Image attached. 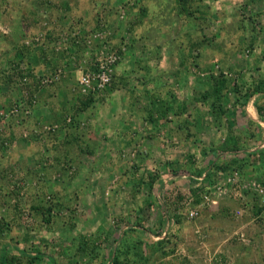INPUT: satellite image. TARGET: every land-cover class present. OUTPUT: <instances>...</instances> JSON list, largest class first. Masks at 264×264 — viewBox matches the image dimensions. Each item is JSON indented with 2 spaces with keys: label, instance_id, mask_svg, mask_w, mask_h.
I'll use <instances>...</instances> for the list:
<instances>
[{
  "label": "rangeland",
  "instance_id": "obj_1",
  "mask_svg": "<svg viewBox=\"0 0 264 264\" xmlns=\"http://www.w3.org/2000/svg\"><path fill=\"white\" fill-rule=\"evenodd\" d=\"M198 3L207 10L197 13ZM189 4L193 14L183 17L173 11L178 0H0V167L11 165L14 150L25 145L41 153L50 144L51 157L58 162L41 171L52 183L49 190L36 185L32 176L18 177L15 170L0 168V218L8 219L11 227L0 242L11 254L26 248L34 256L37 249L45 256L42 264L49 263L48 257L67 264L70 251L64 248L71 239L63 242V249L58 245L64 229V237L80 233L93 244L100 243L103 254L91 261L83 253L72 263L106 264L105 255L126 231L128 237L143 238L144 264H264V213H253L262 205L248 186L260 178L254 171H238L233 176L237 180L229 181L236 171L221 173L215 166L232 155L244 158L249 152L243 150L252 146L248 137L262 136L254 128L237 132L240 126L233 114L254 79L240 74L237 67L243 70L251 53L257 47L264 49V34L260 46L253 38L254 29L264 25V0H190ZM197 15L202 20L195 19ZM191 37L189 43H195L189 46ZM121 44L125 50L114 80L118 75L123 78L116 84L112 79L83 107L75 71L92 63L103 47L114 50ZM185 48L195 56L196 66L191 60L180 66L179 60L187 58ZM40 64L45 71L36 74L33 68ZM16 66L29 75L25 87L18 77L6 78ZM217 67L238 89L222 99L219 118L210 110L211 98H201L211 85L210 74L220 72ZM57 72L54 80L38 88L39 78ZM46 98L54 100L53 111L58 110L59 117L30 122L34 107ZM22 126L26 128L21 132ZM84 130L89 138L83 137ZM5 132L8 140L2 138ZM61 136L64 140L57 144ZM232 143L241 152L216 156L208 149L224 152ZM248 158L249 163L256 162ZM174 168L176 174H171ZM198 170L202 174L195 178ZM87 174L96 189L83 198L78 187ZM197 185L206 192L193 204L189 188ZM219 187L222 193L211 203ZM37 199L62 204L61 212H54L53 229L30 212ZM165 211L180 213L179 222ZM191 212L196 214L190 216ZM163 230L170 233L165 255L154 242L163 237Z\"/></svg>",
  "mask_w": 264,
  "mask_h": 264
},
{
  "label": "trees",
  "instance_id": "obj_2",
  "mask_svg": "<svg viewBox=\"0 0 264 264\" xmlns=\"http://www.w3.org/2000/svg\"><path fill=\"white\" fill-rule=\"evenodd\" d=\"M190 0H178V7H176V10H173L174 12H176L177 15L179 16H183V17H187L189 15H192L193 12H191L189 10V6H190ZM200 3H198V5H195V9L197 13H200L203 11V9L206 11L207 7L206 5L203 4L202 7H199ZM192 13V14H191ZM195 19L198 20H202V17L200 16H195ZM249 23H252L253 21L251 19H248ZM247 19H245L244 22H246ZM244 24V23H243ZM252 28V25H249ZM240 28H242V25L240 24ZM254 29V28H253ZM255 30V29H254ZM199 35V34H198ZM192 39V37L189 39V41L187 42V44L193 45V43H189L190 40ZM186 44V45H187ZM199 44V43H197ZM124 44H121L118 46L119 49L123 46ZM125 46V45H124ZM186 49V48H185ZM115 50V49H114ZM187 52H185V55L187 56V58L184 59H180L179 60V64H181L180 66H183L188 60L190 61L189 63H193L192 59L195 57L193 55H191V53L189 52V48L186 49ZM120 52V51H118ZM179 55V54H178ZM187 60V61H186ZM216 64V63H215ZM192 65L196 66V63L194 62ZM17 67V66H16ZM13 68V70L9 73L6 74V78L11 79V78H16L18 77V79H23L24 77L28 78L29 75L27 73H23L22 70H19L18 67L17 68ZM218 68V71H220L217 75H212L210 74V79H211V85L210 87L207 88L206 91H204L200 96L202 99H206L207 97L211 98V103H210V110L216 114V118H219L223 113L219 112L220 111V107L222 106V99L226 96L227 92H233L236 93L238 92V89L235 87L233 80L230 79V77L228 76V73L226 71H222L221 69ZM223 72V73H222ZM17 79V80H18ZM113 79V77H112ZM112 79H111V83H112ZM16 82V81H14ZM264 80H260V83L258 82V84H255L254 87L250 88V87H246L245 91L243 93V100L245 103L248 98L250 96H252L255 93H261L264 94V86H261V84H263ZM110 83V84H111ZM230 84L234 87H230ZM25 87V85H24ZM230 88V89H229ZM31 95V94H30ZM84 96V101L82 102L83 107L88 106L93 100L94 97L96 96V93H89L87 95H82ZM31 99V96H29V100ZM30 102V101H29ZM254 106H255V110L259 116V119L261 121H264V96H263V100H259V102H257L256 100L254 101ZM3 140H8V138H11L9 136L8 132H5V135L2 136ZM231 146V147H230ZM229 147H226L227 149H225L226 151H230L231 154H238L235 151L240 150L237 144H230ZM203 156H206V152H203ZM248 156H251L252 158H254L257 162V166L255 167L254 165H252L251 163H249V158ZM213 161H208V165L212 164ZM216 169L221 172V173H225V172H229V171H236L237 174L238 171H246V172H255V176L257 178H260V183L264 186V148L262 149H258L255 150L252 153H247L245 155V157H239L237 155H232L231 158L228 161H224L222 162V164H216ZM2 168V167H0ZM7 170L6 168H2V172L3 170ZM171 174H176V169L174 168L173 170L169 171ZM193 174V173H192ZM202 174L201 170H198L197 172H194V177L198 178L200 177ZM192 176V175H191ZM193 177V176H192ZM207 177V175H206ZM206 192V188H204L201 185H197V187H190L189 188V194H190V198H191V202L193 204H198L201 200V195L205 194ZM185 193H183V195L178 194L177 198L178 200H182L184 198ZM40 198V197H39ZM38 198V199H39ZM38 199L36 200L37 202L34 203V205H30L29 209L30 212L35 213V215L40 219L41 223L47 225V227L50 229V225L52 226L54 223V212H61L63 206L62 204L58 201L55 200V202H53L50 199H41L38 201ZM261 203V201H260ZM262 205V203H261ZM262 207V208H261ZM165 208V206H164ZM253 210V209H252ZM70 211H73V209H70ZM255 214L258 213H262L263 212V205L262 206H258V208H256L255 210H253ZM74 212V211H73ZM166 213V211H165ZM170 214V216H172L173 218H175L176 222H179L180 219V213H166ZM10 219V218H9ZM162 224L163 221L161 220ZM9 220L7 219V221H5L4 219L0 218V240L3 239L4 237H6L7 233L10 232L11 227L8 226ZM162 226H160L161 228ZM54 227L52 226L51 229H53ZM69 230H72V226L68 227ZM127 230V229H126ZM67 231H65L64 229H62L61 234L59 235V240L61 241L58 245H59V249H63L61 248L63 246V242L66 241L67 238H70L71 240H69L66 243V247L64 248V250H69L70 251V255L69 257L66 258L67 260V264H75L72 263L75 259L76 256L83 254V253H88L89 257L91 258V261L93 259H95L96 257L103 255L102 251L99 250L100 247V243H92V239H88V237H86L85 235L82 234H73L70 235L69 237H64ZM126 232V231H125ZM123 233L122 236L120 237L117 246L114 247L110 252H108L105 256L106 260V264H144L146 262V258L143 254V244L145 243L143 241V238L140 237H128L126 235V233ZM146 232V231H145ZM164 230L162 231L161 235H163ZM157 233H154V235H156ZM160 235V234H159ZM158 236V234L156 235ZM168 236L170 237V233L165 232L163 237H158L159 239L154 241L155 245L158 247V250H160V253L165 255L167 254V252H165L163 250L164 248V244L165 242L168 241ZM98 239V238H97ZM91 240V241H90ZM100 240V239H98ZM36 249V248H35ZM67 255H65L66 257ZM45 256L43 253H41L40 251H38L36 249L35 251V255L34 256H30L29 254L26 253L25 250H20L19 255H13L10 254V251L8 250V246L6 244H2V248L0 250V264H42L41 262L44 260ZM102 259V257H101ZM48 264H57L54 259L52 257H48Z\"/></svg>",
  "mask_w": 264,
  "mask_h": 264
},
{
  "label": "crops",
  "instance_id": "obj_3",
  "mask_svg": "<svg viewBox=\"0 0 264 264\" xmlns=\"http://www.w3.org/2000/svg\"><path fill=\"white\" fill-rule=\"evenodd\" d=\"M85 24H87L86 21H83V25H85ZM263 34H264V25L261 28L259 27L258 29L256 28V30H254V32H253L254 37L253 38L256 42V45H258L259 42H261V39L263 38ZM258 46H260V45H258ZM263 50H264L263 47H260V48L257 47L254 50L255 52L251 53V55L252 54H254V55L251 58L249 57L250 59L248 58L249 60L246 61V65H245L244 69L241 70L240 68L237 67V70H238V72L240 71V74H243V75L250 74V75L254 76V79L251 78V80L253 82H251L250 85H247L250 88L254 87L255 84H258V82L260 83L261 79L264 80V77H260L262 75L264 76V53L261 54V52ZM92 67H93L92 63H91V61H89L88 63H86L84 65L83 70L90 69ZM231 67L234 68L233 66H231ZM49 69H50V67H49ZM33 70L36 74H39V72L42 73V71L43 72L45 71V67L40 64V65L35 66L33 68ZM80 71H81V68L75 71L74 78H77ZM114 71H115V69H114ZM115 74H113V84L118 83L123 78V77H119V75H118V77H116V79L114 80ZM32 76H36V75L32 74ZM120 76H122V75H120ZM33 79H34V77H32L30 80L34 81L35 79L34 80ZM29 83H30V81L28 80L26 83H23L22 86L29 84ZM261 86H264V82H263V84H261ZM25 89L26 88H24L23 90H25ZM20 91L22 94L23 93L22 90H20ZM194 92H195V90H191V93H194ZM24 93L27 94L28 93L27 90H25ZM24 93H23V95H24ZM229 94L232 95L233 93L228 92V95ZM24 96H28V95H24ZM263 96H264V94H262V92L261 93L257 92L255 94H253L252 96H250L248 98V100L245 103H241L240 109H236L234 111V114H233L234 120H235L237 126L238 127L240 126V129L236 130L237 132H243V131L245 132V131H248L250 128H254L257 133L259 132L262 135L260 140L257 139L258 136H256V135L252 134L253 137L249 136L248 137L249 146H251V145L252 146L246 150H243V152L251 153V152H254L255 150L264 148V121H261L259 119V116H258V114L255 110V106H254V101L256 100L257 102H259V100H263ZM42 102H44V103H41L38 106L34 107L32 117H30V122H31V120L33 121V123L35 121L44 122V120H47L48 117H50V119H53V120L56 117H59V114H57L58 110L56 111V113H55V110L53 111V104H54L53 99H51V98L47 99L46 98L45 101H42ZM243 102H244V100H243ZM57 104H60V103H57ZM50 105H51V107H50ZM181 118H183L182 114H181ZM38 124H41V123H38ZM24 128H26V127L22 126V127H19L18 130L22 132ZM18 130H16V131H18ZM83 132H85V133H82V134H84L83 137H87V138L90 137L91 134L89 133V131L84 130ZM224 132H226V130ZM92 133H93V135L95 133L94 137L96 138L95 129L92 131ZM254 134H256V133H254ZM241 135H242V138H244V136H245L244 133H241ZM59 138H60V140H57V144L60 141L63 142V140H64V137H62V136ZM45 139H46V137H45ZM50 140H52V139H50ZM99 142L100 141L98 140L97 143H99ZM98 145L99 144H97V146ZM49 146H50V144H47L46 149L44 151L41 150V153H39V151H38L40 149H38V148L35 149L36 147H34V146L31 147V146L25 145L22 148H18V149L16 148L14 150V157H15L14 159L15 160L12 163H8L11 165H8V167H5V168L7 170H10V171L15 170L17 172V174H19L18 177H20V176L21 177H25V176L31 177L32 176L34 178L33 181H34V183H36V185H39V186L45 185V188H46L45 190H49L52 183L50 184L49 183L50 181L48 180V178L45 177V174H44L45 172L42 173L41 171H43L44 169H48L52 162H54L55 164L58 163L56 161H53V158L51 156L54 155V151L49 150L48 149ZM50 149H51V147H50ZM208 149H209V151H211V154H215L216 156H219V155L220 156H226L227 154H231L230 151L221 152L218 149H214V148H210V147ZM96 150L97 149L95 148L93 154L98 153L97 152L98 150L97 151ZM220 150H223V148ZM219 152H220V154H219ZM235 152L238 153L241 151L238 150ZM110 154L113 155V151H110ZM158 154H160V151H158ZM215 155H213V156H215ZM39 156L40 157L46 156V160L45 159H44L45 161L39 160V158H40ZM64 156H65V153L61 152V159H63ZM213 156L210 155L209 157H213ZM224 158L225 157H222V159H219V161L223 160ZM32 163L35 164V167L32 165ZM62 163H64L63 160H62ZM107 163L111 164L112 160L108 159ZM252 165H254L256 167L257 162H254ZM85 170H86V168H85ZM85 170H84V167L81 166V171L85 172ZM254 175H255V173H254ZM61 186H62V190H64V188H65L64 183ZM78 189H79L78 194L83 198H84V196H87L90 193H95L94 189H96V187H95V184L92 183V179H89V174H87L86 177H84V182L81 184V187H78ZM58 193H57V196H59V198H60V196L62 195V191H61V195H59L60 193L59 194ZM104 193H106V192H104ZM63 195H65L64 192H63ZM36 197H37V195H36ZM62 198L63 197H61V199ZM110 200H113V199L110 198ZM2 244L3 243L0 242V250L2 248ZM20 250H25L27 252V254L30 251V250H27L26 248L20 249ZM20 250L17 252V255H19Z\"/></svg>",
  "mask_w": 264,
  "mask_h": 264
},
{
  "label": "built area",
  "instance_id": "obj_4",
  "mask_svg": "<svg viewBox=\"0 0 264 264\" xmlns=\"http://www.w3.org/2000/svg\"><path fill=\"white\" fill-rule=\"evenodd\" d=\"M94 37L98 38L99 33H95ZM125 47L124 45L119 49L109 50L103 47V50H100L97 56L93 59L92 68L81 70L78 77L76 78L78 91L81 95H87L89 93H96V95L103 92L108 86H110L111 79L114 74V69L119 60L121 59L122 54L124 53ZM120 51V52H118ZM58 76V72L54 76L50 77H41L38 79V88L47 85L52 80H54ZM27 78L24 77L22 79L23 82H26ZM31 104L35 102L34 98L30 99ZM24 103L22 102L21 105L15 106L13 112H16L18 108H20ZM238 175L234 173L232 176H229L227 179L229 181H235L233 176ZM239 179V178H238ZM248 186L251 190H253L258 196L259 200L263 205V212L264 213V186L259 181L251 180L248 183ZM221 187H219V192L217 191V195H212L213 199H210L211 203L216 202V196L220 195L222 191H220ZM204 198L207 200L208 196L204 195ZM196 213L191 212L190 216H193ZM164 234V233H163Z\"/></svg>",
  "mask_w": 264,
  "mask_h": 264
}]
</instances>
